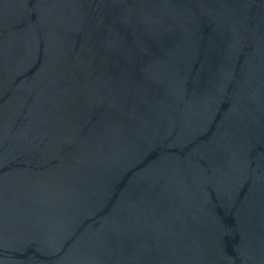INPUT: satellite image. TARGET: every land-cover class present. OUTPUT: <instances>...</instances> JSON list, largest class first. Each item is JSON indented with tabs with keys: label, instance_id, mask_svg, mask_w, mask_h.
<instances>
[{
	"label": "water",
	"instance_id": "water-1",
	"mask_svg": "<svg viewBox=\"0 0 264 264\" xmlns=\"http://www.w3.org/2000/svg\"><path fill=\"white\" fill-rule=\"evenodd\" d=\"M0 264H264V0H0Z\"/></svg>",
	"mask_w": 264,
	"mask_h": 264
}]
</instances>
